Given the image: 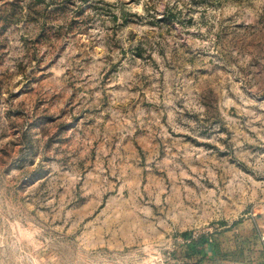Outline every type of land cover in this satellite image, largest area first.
I'll list each match as a JSON object with an SVG mask.
<instances>
[{
    "label": "rangeland",
    "instance_id": "374dc122",
    "mask_svg": "<svg viewBox=\"0 0 264 264\" xmlns=\"http://www.w3.org/2000/svg\"><path fill=\"white\" fill-rule=\"evenodd\" d=\"M0 264H264V0H0Z\"/></svg>",
    "mask_w": 264,
    "mask_h": 264
}]
</instances>
